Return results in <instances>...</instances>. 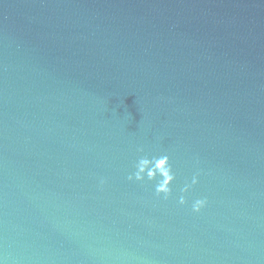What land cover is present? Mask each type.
Wrapping results in <instances>:
<instances>
[{"label": "water", "instance_id": "95a60500", "mask_svg": "<svg viewBox=\"0 0 264 264\" xmlns=\"http://www.w3.org/2000/svg\"><path fill=\"white\" fill-rule=\"evenodd\" d=\"M0 264H264V0H0Z\"/></svg>", "mask_w": 264, "mask_h": 264}]
</instances>
